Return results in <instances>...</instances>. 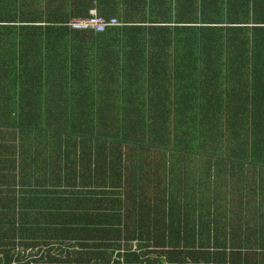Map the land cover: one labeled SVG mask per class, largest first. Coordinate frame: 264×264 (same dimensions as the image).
<instances>
[{
	"label": "trees",
	"instance_id": "trees-1",
	"mask_svg": "<svg viewBox=\"0 0 264 264\" xmlns=\"http://www.w3.org/2000/svg\"><path fill=\"white\" fill-rule=\"evenodd\" d=\"M0 264H264V0H0Z\"/></svg>",
	"mask_w": 264,
	"mask_h": 264
},
{
	"label": "built area",
	"instance_id": "built-area-1",
	"mask_svg": "<svg viewBox=\"0 0 264 264\" xmlns=\"http://www.w3.org/2000/svg\"><path fill=\"white\" fill-rule=\"evenodd\" d=\"M117 24L116 20L111 17L109 19H104L97 15L95 8H90L87 11V16L79 19H72L67 24L66 27L70 31H80L92 33H102L106 28L115 26Z\"/></svg>",
	"mask_w": 264,
	"mask_h": 264
},
{
	"label": "rangeland",
	"instance_id": "rangeland-1",
	"mask_svg": "<svg viewBox=\"0 0 264 264\" xmlns=\"http://www.w3.org/2000/svg\"><path fill=\"white\" fill-rule=\"evenodd\" d=\"M11 31H13V29H11ZM7 48H8V58H9V60H13V58H14L13 49L15 48L14 35H12L9 38Z\"/></svg>",
	"mask_w": 264,
	"mask_h": 264
}]
</instances>
